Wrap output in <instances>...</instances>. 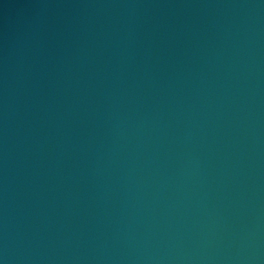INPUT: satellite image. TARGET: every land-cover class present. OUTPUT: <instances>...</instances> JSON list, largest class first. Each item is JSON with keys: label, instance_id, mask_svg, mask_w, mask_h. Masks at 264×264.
<instances>
[{"label": "water", "instance_id": "95a60500", "mask_svg": "<svg viewBox=\"0 0 264 264\" xmlns=\"http://www.w3.org/2000/svg\"><path fill=\"white\" fill-rule=\"evenodd\" d=\"M0 264H264V0H0Z\"/></svg>", "mask_w": 264, "mask_h": 264}]
</instances>
